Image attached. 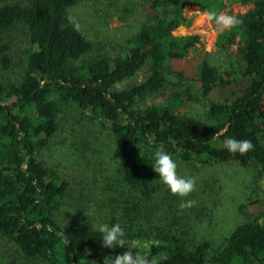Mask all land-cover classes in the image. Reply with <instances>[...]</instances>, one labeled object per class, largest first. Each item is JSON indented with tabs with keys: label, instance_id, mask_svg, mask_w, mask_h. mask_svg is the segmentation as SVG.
<instances>
[{
	"label": "trees",
	"instance_id": "obj_1",
	"mask_svg": "<svg viewBox=\"0 0 264 264\" xmlns=\"http://www.w3.org/2000/svg\"><path fill=\"white\" fill-rule=\"evenodd\" d=\"M81 1L0 0V247L5 255L21 257L23 264H102L105 256L133 251L148 264H264V210L215 243L193 230L194 217L203 211L197 197L172 194L152 168L153 154L163 150L191 172L234 164L264 177V0H139L154 15L146 16L117 54L87 38L72 19L70 9ZM226 1L250 7L230 15L241 23L217 33V48L237 45L239 65L220 73L206 52L197 78L174 70L171 61L200 43L198 35L174 31L189 28L198 12L217 15ZM17 32L27 40L19 53L11 37ZM143 69L148 70L143 81L117 88ZM239 75L249 79L244 89L229 100L210 99L216 86L228 89ZM159 93L164 100L156 102ZM197 102L204 106L200 114L184 111ZM71 115L83 118H73L68 132L62 121ZM59 134L56 145L71 150L76 162L112 168L116 190L103 189V200L96 202L107 207L104 223L124 229V248L104 247L102 234L83 217L69 221L80 210L78 202L67 200L70 182L41 158ZM228 137L250 140L254 147L244 154L229 152ZM188 201L194 203L181 207ZM130 241L143 249L131 248Z\"/></svg>",
	"mask_w": 264,
	"mask_h": 264
},
{
	"label": "rangeland",
	"instance_id": "obj_2",
	"mask_svg": "<svg viewBox=\"0 0 264 264\" xmlns=\"http://www.w3.org/2000/svg\"><path fill=\"white\" fill-rule=\"evenodd\" d=\"M249 8V6L226 1V9L217 12V16L245 13ZM70 13L86 37L99 40L111 54L122 52L127 46V41L141 29L147 20L146 16L154 15L150 7L143 6L139 0H83L79 5L70 9ZM208 16L209 13L198 12L189 28L179 27L174 31L176 35L195 34L200 38V43H197L195 49L187 56L171 61L173 69L183 71L188 78H197L198 66L206 52H210V61L220 73L234 70L241 62L237 45H233L227 51L216 47L220 26L216 24L215 20H209ZM11 37L15 41L12 46L15 52L19 53L27 44V40L23 34L18 32ZM147 75L148 70L143 69L138 75L125 81L117 88L128 89L143 81ZM237 78V81L231 83L228 89L216 86L210 99L214 101L229 100L232 97V92L242 90L249 84L247 77L239 75ZM164 96L165 94L159 93V97L154 100L156 102L163 101ZM203 107V103L197 102L187 106L184 111L200 114ZM76 117L79 120L83 118L80 115H71L62 121L63 127L68 132L70 131L67 127L70 122H74L73 118ZM58 139H61L60 134L55 138L53 144L42 151L41 158L48 165L58 167L62 176L70 182L71 188L67 200L78 202L80 210L78 213L76 212L75 216H71L69 221L83 217L93 225L104 223L107 207L97 205L96 201L103 200V195H101L103 189H107L108 192L116 190L117 183L114 180L115 174L112 168L108 164L101 171L94 165L88 167L84 161L76 162L72 159L71 150L60 149L56 145ZM101 142L102 145L99 146H102L103 150L106 149L107 142L105 140ZM99 146L95 145L94 147L100 148ZM177 171L179 175L185 178L192 177L196 182L195 190L189 196L197 197L196 204L203 211L192 221L194 232L215 243L221 242L239 224L247 220L258 219L264 210L262 202L264 199V177L256 178L257 174L252 168L245 169L234 164H227L214 165L197 172H191L178 166ZM83 186L87 190L84 193L81 192ZM130 245L131 248L139 246V250L144 247L143 244L134 241H130ZM4 249L6 248L0 247V264H14L11 262L16 260L11 258L10 254L5 255L7 250ZM9 252L11 251L9 250ZM21 259L23 258L18 257L15 264H23ZM24 264L26 263L24 262Z\"/></svg>",
	"mask_w": 264,
	"mask_h": 264
},
{
	"label": "clouds",
	"instance_id": "obj_3",
	"mask_svg": "<svg viewBox=\"0 0 264 264\" xmlns=\"http://www.w3.org/2000/svg\"><path fill=\"white\" fill-rule=\"evenodd\" d=\"M209 20H215L216 24L220 26V30L235 26L241 21L235 16L219 15L210 13ZM224 146L229 152H239L244 154L251 150L254 146L250 140L237 139L235 137H228L224 140ZM154 163L152 168L160 177L161 183L167 186L168 190L180 197H186L195 190L196 182L192 177H183L178 174V164L173 157L166 151L158 150L153 154ZM194 201L182 202L181 207L189 206ZM96 231L102 234L101 242L106 248L120 247L124 248L126 244V234L119 223H97L92 225ZM102 264H148V259L141 253H134L133 251H123L118 255H108L102 260Z\"/></svg>",
	"mask_w": 264,
	"mask_h": 264
},
{
	"label": "crops",
	"instance_id": "obj_4",
	"mask_svg": "<svg viewBox=\"0 0 264 264\" xmlns=\"http://www.w3.org/2000/svg\"><path fill=\"white\" fill-rule=\"evenodd\" d=\"M181 27H183V26H181Z\"/></svg>",
	"mask_w": 264,
	"mask_h": 264
}]
</instances>
